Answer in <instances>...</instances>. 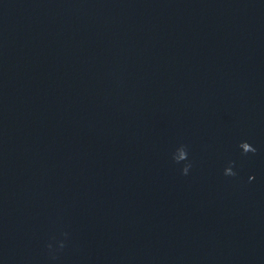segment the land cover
<instances>
[{
  "label": "water",
  "instance_id": "obj_1",
  "mask_svg": "<svg viewBox=\"0 0 264 264\" xmlns=\"http://www.w3.org/2000/svg\"><path fill=\"white\" fill-rule=\"evenodd\" d=\"M0 264H264V0H0Z\"/></svg>",
  "mask_w": 264,
  "mask_h": 264
},
{
  "label": "clouds",
  "instance_id": "obj_2",
  "mask_svg": "<svg viewBox=\"0 0 264 264\" xmlns=\"http://www.w3.org/2000/svg\"><path fill=\"white\" fill-rule=\"evenodd\" d=\"M239 147L242 149L243 153L244 154H247L249 152L251 153H255L257 151V149L251 145L250 143H248L247 141H243L241 142V144L239 145ZM177 150H181L183 152V157L178 159L176 158V156L174 155V160L177 164L183 162V161H186L188 160V151L186 149V146H181L179 149ZM234 164V162H232ZM192 167L191 163H187L184 168H183V174L184 175H187L188 172H189V169ZM225 175L227 176H235L236 175V172L233 171V167L232 166H229L228 168L225 169ZM64 245L61 244V247H63Z\"/></svg>",
  "mask_w": 264,
  "mask_h": 264
}]
</instances>
